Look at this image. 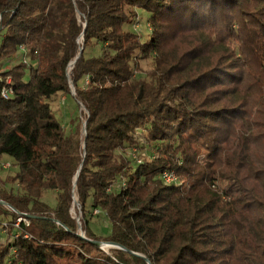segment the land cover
<instances>
[{"label":"trees","instance_id":"trees-1","mask_svg":"<svg viewBox=\"0 0 264 264\" xmlns=\"http://www.w3.org/2000/svg\"><path fill=\"white\" fill-rule=\"evenodd\" d=\"M137 10L145 41L130 28ZM0 35V61L24 55L0 73V160L16 168L0 194L18 212L0 204V235L4 223L12 232L0 264H264V156L248 155L251 102L264 116V0H0ZM144 59L148 80H136ZM73 89L85 109L77 138L51 106ZM134 148L159 157L138 163ZM165 170L183 185L165 186ZM90 200L108 237L90 227ZM19 213L29 225L14 237ZM246 220L255 234L243 244Z\"/></svg>","mask_w":264,"mask_h":264},{"label":"rangeland","instance_id":"rangeland-1","mask_svg":"<svg viewBox=\"0 0 264 264\" xmlns=\"http://www.w3.org/2000/svg\"><path fill=\"white\" fill-rule=\"evenodd\" d=\"M138 16L135 19V22L131 25V29L136 32L143 41L149 39L152 28L149 22V16L146 14L145 11L137 10ZM3 36L0 35V46L2 43ZM102 53V46H97L93 48L92 50L88 51V55H100ZM24 55L21 51H18L17 54L13 55L12 57H9L3 61H0V73L6 70H9L13 66L20 64L23 61ZM254 68H258V70L261 71L260 67L256 64L253 65ZM152 69V60L150 59H144L140 62V67L136 72L134 73V77L136 80H148L147 72ZM89 80L86 78L81 82L82 86H86L88 84ZM255 88H257L255 86ZM74 89L72 90L73 95L72 96H66L63 94L57 95L51 102V106L55 114L57 115V118L60 120L62 125L65 127V130L68 135H72L74 137L81 136L80 133H84V126H85V119H84V113L85 109L82 106H79L78 102L76 101L74 95ZM257 100V98H256ZM259 102H251L250 109H249V115L248 117L252 121V132L250 135L254 134V140L252 142H249V153L248 155H251L253 160L256 162H259L261 157L264 156V137L262 136L264 128L262 125L264 124V116L262 114L261 106L258 105ZM260 126V127H258ZM140 132V130H139ZM141 140L145 141L146 138L144 134L141 136ZM139 140V139H138ZM140 142V141H139ZM141 147H143V144H140ZM145 153V150L140 148L137 151L138 156ZM140 157V156H139ZM11 159H9L7 156H4L0 160V188H3V182L5 179L15 174L16 168H4V165L9 163ZM248 162H251V160H248ZM116 186L119 185V181H116ZM226 184L224 183H216V185L212 186L210 191L215 192L219 191L221 192L223 187ZM7 188L12 187L11 184H6ZM16 188V185H14ZM17 189V188H16ZM1 195V194H0ZM77 200V198H76ZM44 201L48 203L49 205L54 206L56 201V194L53 192L47 193ZM92 200L88 203V216L90 218V227L91 229L96 233L99 237H108L111 234V224L108 220L107 215L100 211L96 210L92 207ZM72 215L78 222H80L81 218V212L79 209V205L75 204L72 209ZM248 217V216H247ZM246 216H243V220L247 218ZM1 219V217H0ZM250 224V225H249ZM9 231V230H8ZM9 233V234H8ZM8 233H1L0 235V245L6 243L10 236L12 235V232ZM11 234V235H10ZM84 234L81 231V235ZM254 228L251 226V223L247 220L243 222L242 226H236V232L235 237H239L238 239L242 240L243 244H247L248 241L251 239V236L254 235ZM104 242V241H103ZM109 243V242H105ZM106 252H109L110 249L115 248L113 245H108L101 247Z\"/></svg>","mask_w":264,"mask_h":264},{"label":"built area","instance_id":"built-area-1","mask_svg":"<svg viewBox=\"0 0 264 264\" xmlns=\"http://www.w3.org/2000/svg\"><path fill=\"white\" fill-rule=\"evenodd\" d=\"M24 62H27L26 59L24 60ZM33 65H35V63H34ZM11 83H12V79H11V78H7V79L5 80V84H6V85H5L4 88L2 89V96H3L4 98H6V99H8L9 96H10V94H11V90H10V88L8 87ZM139 135H141V136L143 135L141 131L138 132V133L136 134V136H135L136 139H137V140L139 139L138 141H140V142H139L140 144L145 145L146 140H145V141H144V140L142 141V140H141V137H140ZM142 149H143V148H142ZM144 150H145V149H144ZM137 151H138V148H134V149L132 150V155H133V157L137 160L138 163H141L144 157H149V158H151V159H157V158L159 157V154L157 153L156 150H153V151L145 150V153H143L142 156L139 155L140 157L138 156ZM4 168H10V163L5 164V165H4ZM159 179H160V181H161L165 186H167V187H170V186H182V185H183V180H182L181 177H180L175 171H173V170H165V171H163V172L160 174ZM124 185H125V184H124ZM0 204L3 205V206H5L7 209H9V210H11V211H13V212H17V211L15 210V208H13V207H11L10 205H8V204L2 199L1 195H0ZM17 213H18V212H17ZM21 223H25L26 225H29V221H28V219H27V217H26V214H23V215H22V214L19 213V217H18L17 222H16V224H15V228H16V229L13 231V236H14V237H18L17 228L20 226ZM1 232H2V233H8V225H7V224H5V223L3 224V227H2Z\"/></svg>","mask_w":264,"mask_h":264},{"label":"water","instance_id":"water-1","mask_svg":"<svg viewBox=\"0 0 264 264\" xmlns=\"http://www.w3.org/2000/svg\"><path fill=\"white\" fill-rule=\"evenodd\" d=\"M83 51V48L81 49V52ZM80 57V55L77 57V59ZM75 62H76V60H75ZM74 62V63H75ZM86 131V127L84 126V132ZM75 204H78V202H77V200L75 199V202H74V205ZM81 237L82 238H86L85 237V235L84 234H82L81 235ZM106 244H108V245H113L114 247H118V248H122V249H124L122 246H120V245H118V244H115V243H105V242H97V245L99 246V247H103L104 245H106Z\"/></svg>","mask_w":264,"mask_h":264},{"label":"bare ground","instance_id":"bare-ground-1","mask_svg":"<svg viewBox=\"0 0 264 264\" xmlns=\"http://www.w3.org/2000/svg\"><path fill=\"white\" fill-rule=\"evenodd\" d=\"M104 246H106V245H104Z\"/></svg>","mask_w":264,"mask_h":264}]
</instances>
